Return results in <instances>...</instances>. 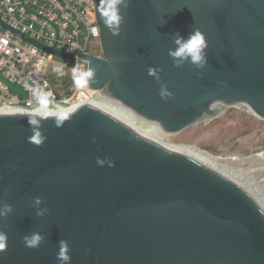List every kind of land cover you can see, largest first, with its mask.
<instances>
[{
  "label": "water",
  "instance_id": "water-1",
  "mask_svg": "<svg viewBox=\"0 0 264 264\" xmlns=\"http://www.w3.org/2000/svg\"><path fill=\"white\" fill-rule=\"evenodd\" d=\"M94 1L102 56L81 58L96 70L89 87L102 102L166 135L222 108L242 106L264 119V0H131L119 35L103 25ZM197 28L207 64L176 66L168 54L178 47L175 34L187 38ZM0 79L22 96L1 71ZM53 113L68 118L62 127L42 120L46 140L37 146L28 141L35 111H0V206H13L0 217L8 236L0 264H59L61 239L70 264H264V207L241 184L142 135L102 104ZM98 157L115 166L98 165ZM33 232L45 239L28 248L24 237Z\"/></svg>",
  "mask_w": 264,
  "mask_h": 264
},
{
  "label": "built area",
  "instance_id": "built-area-1",
  "mask_svg": "<svg viewBox=\"0 0 264 264\" xmlns=\"http://www.w3.org/2000/svg\"><path fill=\"white\" fill-rule=\"evenodd\" d=\"M94 27L98 34H93ZM99 30L94 0H0V71L23 90L21 97L14 95L0 79V111H35L37 88L52 93V112L102 104L100 91L91 89L89 83L83 88L73 83L67 93L57 90L50 79L53 67L68 73L75 65L88 68L82 53L102 56ZM22 36L72 58L57 57ZM73 45L75 49L70 50Z\"/></svg>",
  "mask_w": 264,
  "mask_h": 264
},
{
  "label": "rangeland",
  "instance_id": "rangeland-1",
  "mask_svg": "<svg viewBox=\"0 0 264 264\" xmlns=\"http://www.w3.org/2000/svg\"><path fill=\"white\" fill-rule=\"evenodd\" d=\"M53 68L52 74L60 71ZM69 75L73 81L72 73ZM102 107L137 129L146 132L150 129L144 121L125 110L104 102ZM155 131L165 146L201 152L207 157L209 166L241 184L264 207V119L240 106L222 108L218 117L199 122L177 134L166 135L159 128Z\"/></svg>",
  "mask_w": 264,
  "mask_h": 264
},
{
  "label": "clouds",
  "instance_id": "clouds-1",
  "mask_svg": "<svg viewBox=\"0 0 264 264\" xmlns=\"http://www.w3.org/2000/svg\"><path fill=\"white\" fill-rule=\"evenodd\" d=\"M131 0H100V6L98 11L103 20V25L106 26L113 35H119L122 30V24L124 20L123 9H126ZM93 34H98L97 28H92ZM174 42L178 45L175 49H169V56L173 58V62L176 66H182L185 61H189L192 65L197 68H204L207 64V56L205 50L208 48V42L206 40L205 33L197 28L187 38L181 36L179 33L175 34ZM75 45L72 49H75ZM59 71V70H58ZM95 68H81L79 65H75L72 68L73 83L77 87H85L88 85L90 80L95 77ZM62 74V73H61ZM148 75L160 80L159 71L156 67L150 66L148 68ZM160 96L163 99H168L173 95L166 84H162L160 88ZM34 96L37 101L38 107L35 110V114L28 115V124L33 129V134L28 138L30 143L40 146L45 140L46 136L42 135L41 131L38 130V126L41 121L47 118H53L56 127H62L64 120L68 118L66 113L54 114L49 110L50 97L54 100L51 92L45 93L42 89L37 88L34 90ZM107 162L109 167H114L115 162L110 159L97 158V164L104 166ZM35 205L42 203V197L36 196L32 198ZM13 210V206L9 203H3L0 206V217H7ZM47 209H38L36 215L42 216ZM45 237L40 232H33L24 237V244L28 248L39 247ZM8 236L3 231H0V252H2L7 245ZM70 244L66 239L59 241V251L57 252V259L59 264H70Z\"/></svg>",
  "mask_w": 264,
  "mask_h": 264
},
{
  "label": "bare ground",
  "instance_id": "bare-ground-1",
  "mask_svg": "<svg viewBox=\"0 0 264 264\" xmlns=\"http://www.w3.org/2000/svg\"><path fill=\"white\" fill-rule=\"evenodd\" d=\"M69 111V110H68ZM4 112V111H3ZM127 112V111H126ZM129 113V112H128ZM130 115L131 116H133V117H135L136 115H133V114H131L130 113ZM122 116V115H121ZM127 116V115H126ZM137 117V116H136ZM127 118V117H126ZM129 118H131V117H129ZM138 118V117H137ZM139 119V118H138ZM140 120H142V119H140ZM143 121V120H142ZM134 122V121H133ZM145 122V121H144ZM126 123H128L129 125H131V123H129V122H127L126 121ZM135 123V122H134ZM146 123V122H145ZM147 124V123H146ZM135 125V124H134ZM148 125V124H147ZM132 126V125H131ZM149 126V130H148V132H146V131H142V130H140V129H137L136 127V130H138L142 135H144V136H147L148 138H151V139H153V140H156V141H158V142H160V143H162L161 142V140L159 139V138H157V134H156V132L157 131H155V130H158V128H154V127H152V126H150V125H148ZM139 127V126H138ZM148 128V127H147ZM161 131V130H160ZM165 146V145H164ZM167 148H169V149H171V150H173V151H177V152H180V153H182V154H186V155H188V156H190V157H193V158H195V159H197L198 161H200L201 163H203V164H205V165H207V166H209V162H208V159H207V157L206 156H204L201 152H199V151H197V150H193V149H188V148H185V149H177V148H175V147H172V146H166ZM209 167H211V166H209ZM212 168V167H211ZM213 169H215V168H213ZM216 170V169H215ZM221 173V172H220ZM224 175V174H223ZM226 176V175H225ZM227 177V176H226ZM230 179V178H229Z\"/></svg>",
  "mask_w": 264,
  "mask_h": 264
},
{
  "label": "trees",
  "instance_id": "trees-1",
  "mask_svg": "<svg viewBox=\"0 0 264 264\" xmlns=\"http://www.w3.org/2000/svg\"><path fill=\"white\" fill-rule=\"evenodd\" d=\"M50 79L57 90H65L67 93H70V87L72 86L73 81L69 73H66L63 70L57 71L56 74H52L51 72Z\"/></svg>",
  "mask_w": 264,
  "mask_h": 264
}]
</instances>
